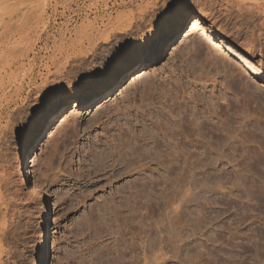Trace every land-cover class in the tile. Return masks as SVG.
<instances>
[{
	"label": "rangeland",
	"instance_id": "rangeland-1",
	"mask_svg": "<svg viewBox=\"0 0 264 264\" xmlns=\"http://www.w3.org/2000/svg\"><path fill=\"white\" fill-rule=\"evenodd\" d=\"M249 1L191 0L199 12L187 0L1 1V264H97L98 241L111 250L101 264H264V205L247 173L264 176L232 147L264 146V76L253 78L264 11L236 10ZM163 13L191 24L149 40L129 65ZM173 77L191 108L169 123L136 97ZM186 113L193 135L178 130Z\"/></svg>",
	"mask_w": 264,
	"mask_h": 264
},
{
	"label": "snow or ice",
	"instance_id": "snow-or-ice-1",
	"mask_svg": "<svg viewBox=\"0 0 264 264\" xmlns=\"http://www.w3.org/2000/svg\"><path fill=\"white\" fill-rule=\"evenodd\" d=\"M177 0H174L176 3ZM189 7L193 8L196 12H199V9L191 4V0H187ZM173 5L170 4L169 7L171 8ZM167 13H163L160 18H158V25H159V34L153 33L151 37H146L143 44L139 46L137 50L131 51L127 57V63L131 66H134L141 58L146 57L148 52L144 50L145 46L148 44L149 40L152 39H159L162 43L166 39L167 31L172 27H179L180 25H184V31H187V27L191 24L189 20L187 24L184 23V20L177 16L173 21H164L163 17L166 16ZM203 18V17H201ZM259 43L264 49V36H261L259 39ZM233 47L236 49V52L244 57L245 60H248L251 64L255 65V59H253L250 55H245L247 49L242 50L241 47H237L235 44ZM255 48L253 47V51ZM168 51H171V46H169ZM196 56L197 54H193ZM231 55V54H230ZM233 59H236V56H232ZM240 62V61H237ZM245 71L252 75L253 68L244 65ZM126 69L117 68L115 71L120 73ZM142 69H139L137 72L132 73L133 76L138 75ZM264 76V69L260 70V74L257 76H253L254 79L260 80V78ZM81 77L80 79H82ZM176 77L173 79L168 80L166 82H161L159 80L153 81L152 86L145 92L143 98H141L140 94H137V101L143 107L145 113L155 110L158 112L164 119L168 120L171 123L172 120L179 119V113L181 111H185L186 109L191 108V104L187 100L180 99V85L175 83ZM127 82V81H125ZM185 82L181 80V84ZM79 87V80L73 85V89ZM53 106L58 105L61 103L60 101L53 99L51 101ZM69 107H71V102H69ZM177 113L176 116H173L172 113ZM33 118H35L36 122L39 124L42 117L38 114L35 110H33L32 116L29 117V123L32 122ZM151 117L146 116V122L150 120ZM58 122V121H57ZM54 126V125H53ZM203 128L206 129L208 132H212V129L208 126V124H203ZM182 129L183 132L187 133L188 135H193V126L187 119V113L185 114L184 119L181 121V124L178 126V130ZM51 128H49V131ZM24 131L23 128L18 127L16 129L17 135L19 136ZM218 135V132L216 133ZM46 133L43 138H46ZM232 147L235 148H242L245 155L241 157V166L250 165L252 170L260 171L261 176H264V146L257 145L254 142L249 144H242L236 143L233 144ZM247 178H251L253 182L256 184V188L253 190V196L259 200V202L264 205V180L260 179V177L255 176L253 171H249L247 173ZM153 214L157 211L155 207L151 209ZM108 243H111V240H108ZM97 255V264H101V261L104 257H108L110 255V249L105 246L103 241H98L96 248L93 250Z\"/></svg>",
	"mask_w": 264,
	"mask_h": 264
},
{
	"label": "bare ground",
	"instance_id": "bare-ground-1",
	"mask_svg": "<svg viewBox=\"0 0 264 264\" xmlns=\"http://www.w3.org/2000/svg\"><path fill=\"white\" fill-rule=\"evenodd\" d=\"M1 1H9V0H0V5H1ZM13 1V0H12ZM232 1V0H231ZM255 1V0H254ZM254 1H249V2H241L242 4L241 5H239L238 4V9H236V10H238L239 11V13L240 12H242V14H246V15H252V14H254V12H255V14H256V16L257 15H259V14H261V13H263V11H264V7H263V5L262 4H258L257 3V1H256V3H254ZM262 3V2H261ZM3 4V3H2ZM21 4V3H20ZM235 4H237V3H235ZM17 5V4H16ZM16 5H14V6H16ZM4 6V5H3ZM24 6V5H23ZM13 7V6H12ZM10 8V7H9ZM30 10V8H28V6L27 7H25V9L22 11L21 10V8H19V7H16L15 9H14V12L12 13V11H10L11 13H10V16L8 17V18H12V17H14V16H17V17H19L20 18V16H22V15H27V14H29V11ZM242 10H244V11H242ZM7 12V11H6ZM28 12V13H27ZM31 12V11H30ZM253 12V13H252ZM3 13V12H2ZM5 13V12H4ZM3 13V14H4ZM238 13V12H237ZM241 15V14H240ZM8 15H6V17H7ZM239 16V15H238ZM244 16V15H243ZM255 16V15H254ZM245 17H248V16H245ZM5 18V17H4ZM16 18V17H15ZM18 18V19H19ZM260 18V17H259ZM15 20V19H14ZM20 20V19H19ZM18 20V21H19ZM33 20V19H32ZM44 20V19H43ZM241 20V19H240ZM17 21V20H16ZM20 22V21H19ZM128 23H129V21H128ZM128 23L125 25L126 27H127V25H128ZM83 24V23H82ZM44 25V24H43ZM105 25H107V24H105ZM130 25V24H129ZM117 26H118V24H117ZM122 27V29H124V28H126V27ZM5 26H3L2 28H4ZM45 27V26H44ZM26 28V27H25ZM46 28V27H45ZM114 28V27H113ZM113 28H112V30H113ZM121 29V27H119L118 29L117 28H115V30H122ZM254 31H256V35L254 36L255 38L254 39H256V40H259L260 39V37L261 36H264V19H263V21L261 20V22L259 21H257V24L256 25H254ZM120 31H118V32H120ZM17 32V31H16ZM96 32V31H95ZM97 32H99V31H97ZM105 32V31H104ZM114 32V31H113ZM112 32V33H113ZM117 33V32H116ZM110 34V33H109ZM108 34V35H109ZM103 35V34H102ZM101 35V36H102ZM8 36V35H7ZM83 37V36H82ZM3 38H6V36H5V33H4V29H1L0 30V40L1 39H3ZM100 38V37H99ZM107 38V34L106 35H103V39H106ZM108 40V39H107ZM5 41H6V39H5ZM78 41V40H77ZM104 41V40H103ZM88 42V41H87ZM96 42V41H95ZM1 43V42H0ZM10 44V43H9ZM87 44V43H86ZM246 48V47H245ZM78 50V49H77ZM78 52H79V50H78ZM32 53V52H31ZM85 53V52H84ZM5 55V54H4ZM31 59V58H30ZM208 60V59H207ZM51 61V60H50ZM54 61V60H53ZM52 63V62H51ZM208 63V62H207ZM210 64H212V61H210ZM5 65V64H4ZM60 65V64H59ZM47 66V65H46ZM11 67V66H10ZM45 68V67H44ZM10 71V70H9ZM57 71V70H56ZM55 71V72H56ZM4 73V72H3ZM47 73V72H46ZM64 73V72H63ZM57 74H59V73H57ZM16 75V74H15ZM145 75V73L144 74H141V75H139V76H137L136 77V79H139L140 77H142V76H144ZM45 77V76H44ZM48 78H49V76H48ZM47 79V78H46ZM50 79V78H49ZM14 80V79H13ZM54 79L52 78V81H53ZM51 81V80H50ZM20 83V82H19ZM105 159V158H104ZM2 172V171H1ZM1 175H2V173L0 174V177H1ZM0 180H1V178H0ZM3 180V179H2ZM5 180V179H4ZM11 181V180H10ZM14 181V180H13ZM12 181V182H13ZM4 182V181H3ZM6 182V181H5ZM1 183V182H0ZM11 183V182H10ZM12 184V183H11ZM6 185V184H5ZM13 186V185H12ZM3 187V186H2ZM14 187V186H13ZM10 188H11V186H10ZM15 188V187H14ZM16 189V188H15ZM18 189V188H17ZM2 190V189H1ZM10 190V189H9ZM19 190V189H18ZM12 191V190H11ZM11 191H9V193H11ZM13 191H14V189H13ZM12 191V192H13ZM17 191V190H16ZM14 194V193H13ZM12 194V195H13ZM20 194V193H19ZM3 195V194H2ZM6 195H7V193H6ZM6 195H4V196H6ZM9 195H11V194H9ZM8 195V196H9ZM17 195H18V193H17ZM17 195H15V196H17ZM3 197V196H2ZM10 197V196H9ZM9 197H7V198H9ZM12 198L14 197V196H11ZM18 198H20L19 197V195H18ZM13 199H15V198H13ZM9 200V199H8ZM11 200V199H10ZM10 200H9V202H10ZM22 200V199H21ZM14 202H15V200H14ZM16 202H18L17 201V199H16ZM2 207V206H1ZM0 226H1V223H0ZM4 230V229H3ZM1 232H2V230H1ZM8 233V232H7ZM3 234V233H2ZM6 235V234H5ZM1 238V237H0ZM2 240H3V238H1ZM1 244H0V254H1ZM2 256V255H1ZM9 257V256H8ZM3 258V257H2ZM4 260H6V259H4ZM9 260V259H8ZM9 261H11V260H9ZM0 262H3L2 260L0 261ZM9 263H11V262H9ZM1 264V263H0ZM12 264V263H11Z\"/></svg>",
	"mask_w": 264,
	"mask_h": 264
}]
</instances>
